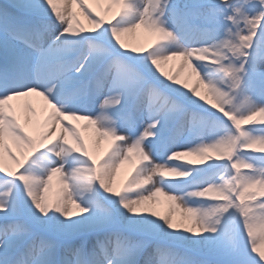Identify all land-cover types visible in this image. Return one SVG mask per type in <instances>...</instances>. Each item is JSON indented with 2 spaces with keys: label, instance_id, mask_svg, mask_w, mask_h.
<instances>
[{
  "label": "snow or ice",
  "instance_id": "snow-or-ice-1",
  "mask_svg": "<svg viewBox=\"0 0 264 264\" xmlns=\"http://www.w3.org/2000/svg\"><path fill=\"white\" fill-rule=\"evenodd\" d=\"M94 3L0 0V264H264V0Z\"/></svg>",
  "mask_w": 264,
  "mask_h": 264
},
{
  "label": "bare ground",
  "instance_id": "bare-ground-1",
  "mask_svg": "<svg viewBox=\"0 0 264 264\" xmlns=\"http://www.w3.org/2000/svg\"><path fill=\"white\" fill-rule=\"evenodd\" d=\"M86 4L88 7L90 8H95L97 7L96 4L94 3V0H86ZM77 10V13H78V17L79 19L85 24L87 25V21L84 20V17L82 15H80V10L79 8L76 9ZM110 15V14H109ZM126 42L129 43L130 46H144L146 45L149 40H150V37L148 36L147 33L144 32L143 29H138L136 30L135 33H130L128 34L126 37ZM180 60L179 58L177 59H173V60H170L169 62H167V64L164 66L165 67V70L168 71L170 74L172 73H175L178 68H179V63ZM188 72L189 70L187 68L184 69V71L181 73V79H184L188 76ZM189 85L190 86H194L195 85V77H191L189 80ZM201 91H203L202 87H201ZM42 101L39 99V98H36L33 100V107H35L37 109V112H39V109H40V105H41ZM78 123H83L82 121L81 122H78ZM89 135V133H85V136L87 137ZM107 145L105 144L104 147H106ZM188 159H196L194 157H189ZM129 167L128 165H124L122 166L121 168V171L118 175V183L123 181L127 175V172L129 170ZM155 210L161 214H166L167 210H168V206H167V202H163L159 205H156L155 206ZM175 218V217H174Z\"/></svg>",
  "mask_w": 264,
  "mask_h": 264
},
{
  "label": "rangeland",
  "instance_id": "rangeland-1",
  "mask_svg": "<svg viewBox=\"0 0 264 264\" xmlns=\"http://www.w3.org/2000/svg\"><path fill=\"white\" fill-rule=\"evenodd\" d=\"M180 63V62H179ZM178 65H180V64H178Z\"/></svg>",
  "mask_w": 264,
  "mask_h": 264
}]
</instances>
